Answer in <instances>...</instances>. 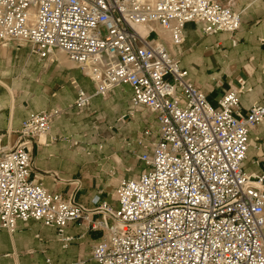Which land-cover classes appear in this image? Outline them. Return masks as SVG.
I'll list each match as a JSON object with an SVG mask.
<instances>
[{
  "label": "built area",
  "instance_id": "2783aa9c",
  "mask_svg": "<svg viewBox=\"0 0 264 264\" xmlns=\"http://www.w3.org/2000/svg\"><path fill=\"white\" fill-rule=\"evenodd\" d=\"M187 23L200 24L203 36L233 35L240 16L213 0H0V45L26 43L40 58L60 51L91 80L94 95L79 91L77 111L127 85L131 111L143 106L155 116L157 139L140 157L146 169L116 186L115 210L94 200L105 214L91 224L105 232L92 252L98 264H264V172L243 171L264 104L241 113L243 80L216 107L207 101L152 40L159 27L177 46ZM59 114L29 115L16 145L0 149V229L36 221L67 241L66 226L86 219L88 210L30 179L29 147Z\"/></svg>",
  "mask_w": 264,
  "mask_h": 264
},
{
  "label": "crops",
  "instance_id": "0c3cea01",
  "mask_svg": "<svg viewBox=\"0 0 264 264\" xmlns=\"http://www.w3.org/2000/svg\"><path fill=\"white\" fill-rule=\"evenodd\" d=\"M213 1L224 5L229 0ZM231 1L233 11L240 16L239 33L203 36L200 24L187 23L177 46L159 27H154L152 40L162 44L180 67L190 72L192 84L214 107L229 88L238 87V80L245 81L249 91L239 95V102L241 113L247 115L253 104H264V0ZM228 50L236 60L233 56L226 61ZM236 51L239 55L247 53L246 62L242 56L238 60ZM66 59L57 50L40 58L26 43L0 45V149L16 145L22 123L29 115L60 112L49 131L29 147L30 179L48 194L61 195L89 213L82 222L66 226L67 241L58 237L55 228L36 221L17 222L13 233L0 229V264H98L92 252L105 240V232L91 229V224L105 214L94 210L96 204L105 202L117 208L116 186L142 172H137L131 159L142 163L140 157L157 139L152 113L143 106L130 113L132 91L127 85L113 89L107 99L93 97L84 110L73 108L78 92L93 96L94 85ZM203 69L216 73L211 80L200 81L196 72ZM143 110L147 115L136 117L142 116ZM95 120L100 123L96 125ZM103 129L107 132L104 135ZM146 131L148 136H144ZM243 171L247 175L264 172V121L250 132Z\"/></svg>",
  "mask_w": 264,
  "mask_h": 264
},
{
  "label": "rangeland",
  "instance_id": "374dc122",
  "mask_svg": "<svg viewBox=\"0 0 264 264\" xmlns=\"http://www.w3.org/2000/svg\"><path fill=\"white\" fill-rule=\"evenodd\" d=\"M233 2L231 1V0H229V1H227V4H224L225 6H231L230 4H232ZM240 31H238L237 33H239ZM235 36L236 35H234L233 36V38H235ZM232 44V43H231ZM230 48L231 49H237L236 47L235 48H233V47H231L230 46ZM228 53H229V58H228V60H226L227 62H230L231 61V58L234 56V55H232L231 56V51L230 50H228ZM223 54V53H222ZM236 56H238V60H241L242 59V57H243V59L245 60V62H246V59H247V53L245 52L244 53V55H239L238 54V51H236ZM242 56V57H241ZM235 57V56H234ZM67 60V59H66ZM235 60H236V57H235ZM199 76H200V81H204V80H206V81H209V80H211L212 78H213V76L215 75V71H205L204 69H203V72H196ZM189 74H190V72H189ZM221 76H226V74L225 73H221L220 74ZM230 89V88H229ZM228 89V90H229ZM111 94V93H110ZM110 94H108V95H106L105 96V99H107L109 96H110ZM104 98V97H103ZM128 107H129V105H128ZM143 109V108H142ZM127 111H129V109H127L126 110V113H128ZM130 112H132V111H130ZM140 114L142 115V116H136V117H138V118H142V117H145V115H147L146 114V112H145V110H143V111H141L140 112ZM149 121V120H148ZM100 122H98L97 120H95V124L96 125H98ZM147 128H148V126H147ZM107 130V129H106ZM152 131H154V129H151ZM100 132V131H99ZM102 133H103V135L105 134V133H107L106 131H105V129H103L102 130ZM153 135V134H152ZM151 138V137H150ZM127 139H129V137H127ZM146 140H148V139H145V141ZM125 156H127V157H129V158H131L130 156H128L127 154H125ZM132 160V162H133V164H135L136 166H137V172L139 173V172H141V171H143V170H145L146 169V167H145V165L143 164V163H140L139 164V162L137 161V160H135V159H131ZM128 161H129V159H128ZM133 174H135L136 172H135V170L132 172Z\"/></svg>",
  "mask_w": 264,
  "mask_h": 264
},
{
  "label": "bare ground",
  "instance_id": "6f19581e",
  "mask_svg": "<svg viewBox=\"0 0 264 264\" xmlns=\"http://www.w3.org/2000/svg\"><path fill=\"white\" fill-rule=\"evenodd\" d=\"M136 32L139 36L144 37L148 33V30L146 27L140 26L136 28Z\"/></svg>",
  "mask_w": 264,
  "mask_h": 264
}]
</instances>
